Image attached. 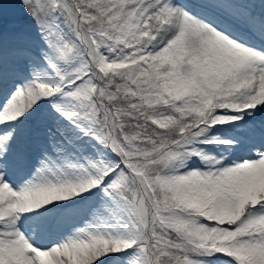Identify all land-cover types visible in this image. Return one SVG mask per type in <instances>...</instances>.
Instances as JSON below:
<instances>
[{"label":"snow or ice","instance_id":"obj_1","mask_svg":"<svg viewBox=\"0 0 264 264\" xmlns=\"http://www.w3.org/2000/svg\"><path fill=\"white\" fill-rule=\"evenodd\" d=\"M0 264H264V0H0Z\"/></svg>","mask_w":264,"mask_h":264},{"label":"rangeland","instance_id":"obj_2","mask_svg":"<svg viewBox=\"0 0 264 264\" xmlns=\"http://www.w3.org/2000/svg\"><path fill=\"white\" fill-rule=\"evenodd\" d=\"M9 11H10V14H13V12H14V10H12V9H10Z\"/></svg>","mask_w":264,"mask_h":264}]
</instances>
